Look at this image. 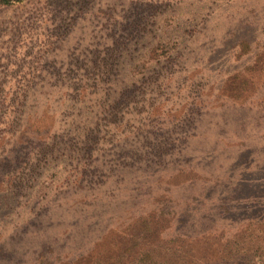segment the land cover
<instances>
[{
  "label": "rangeland",
  "instance_id": "obj_1",
  "mask_svg": "<svg viewBox=\"0 0 264 264\" xmlns=\"http://www.w3.org/2000/svg\"><path fill=\"white\" fill-rule=\"evenodd\" d=\"M0 0V264H264V0Z\"/></svg>",
  "mask_w": 264,
  "mask_h": 264
},
{
  "label": "trees",
  "instance_id": "obj_2",
  "mask_svg": "<svg viewBox=\"0 0 264 264\" xmlns=\"http://www.w3.org/2000/svg\"><path fill=\"white\" fill-rule=\"evenodd\" d=\"M2 1H3V3L9 4L8 0H2Z\"/></svg>",
  "mask_w": 264,
  "mask_h": 264
}]
</instances>
